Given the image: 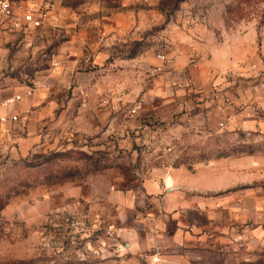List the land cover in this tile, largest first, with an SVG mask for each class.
Returning <instances> with one entry per match:
<instances>
[{
	"label": "rangeland",
	"instance_id": "374dc122",
	"mask_svg": "<svg viewBox=\"0 0 264 264\" xmlns=\"http://www.w3.org/2000/svg\"><path fill=\"white\" fill-rule=\"evenodd\" d=\"M13 1H49L59 21L30 32L0 24V98L51 96L48 130L98 132L55 133L26 150V123L0 116V264H204L198 244L190 253L152 241L132 249L122 229L134 222L122 221L116 196L158 166L228 159L264 197V0ZM94 38L109 52L99 73H113L114 84L96 91L95 123L88 111L79 115L81 103L63 102L94 93L89 80L79 85L72 69L56 75L60 63L89 70ZM202 62L204 86L230 90V105L224 99L217 112L187 104L200 88L173 90L200 81ZM229 113L255 123H233ZM181 217L204 224L202 214Z\"/></svg>",
	"mask_w": 264,
	"mask_h": 264
},
{
	"label": "crops",
	"instance_id": "0c3cea01",
	"mask_svg": "<svg viewBox=\"0 0 264 264\" xmlns=\"http://www.w3.org/2000/svg\"><path fill=\"white\" fill-rule=\"evenodd\" d=\"M93 35L97 38L95 34ZM92 40L90 50L93 52V62L89 70L82 69L84 65L79 61L60 63L56 75L60 71L63 74L65 70L72 69L76 72L75 82L79 85L85 82L83 80H89L90 85L94 87V93L89 96H67L62 100L68 104L74 101L81 103L78 106L79 115L88 111V115L93 116L91 121L95 123L96 103L100 97L96 91L100 87L105 88V91L108 87L112 89L114 84L113 73H99L107 68L105 60L109 52L107 49L101 50L95 38ZM79 51V55H82L81 47ZM196 66L200 81L193 83L192 86L187 81L182 83L180 81L179 84H174L173 90L176 91L184 85L189 89L200 88L199 99L197 101L190 99L186 102L188 105L197 104L201 110L210 105L213 107L218 105L223 109L224 99L230 105V90L218 91V82L213 84L209 82L204 86L206 83L204 79L210 72L204 71V62L197 63ZM25 96L26 94L17 104L5 108V111L0 108V116L3 113L9 116L18 114L20 119L18 121L26 123L27 135L22 141L26 150L36 143L42 144V139L48 138L51 134L96 135L98 132V130H48L46 120L54 106H45L43 103L52 97L40 94ZM218 106L212 107V111L217 112ZM69 109L70 106H64L61 116L67 114ZM229 114L226 117L233 123H241L243 120L247 125L255 123L251 118H243L240 113ZM59 119L54 125L61 122V118ZM193 167L194 169H191L186 165L173 164L155 167L144 175L141 185L116 196L121 199L124 208L122 221L134 222V226L122 229V232L125 231L133 239L131 248L141 250L152 241L159 250L168 246L176 248L183 246L190 253L198 244L204 252V264H264L261 257L264 250V197L260 200L258 190L255 188L257 183L250 181L246 183L244 180L245 183L242 182L239 161L215 159ZM168 177L171 178V183H168ZM144 210L146 213L140 214ZM149 210H153L154 214L147 213ZM185 213L202 214L204 224L196 223L193 218L184 220L181 215ZM147 235L149 242L146 240ZM199 257L202 258L203 254L201 253Z\"/></svg>",
	"mask_w": 264,
	"mask_h": 264
},
{
	"label": "built area",
	"instance_id": "2783aa9c",
	"mask_svg": "<svg viewBox=\"0 0 264 264\" xmlns=\"http://www.w3.org/2000/svg\"><path fill=\"white\" fill-rule=\"evenodd\" d=\"M0 24L4 27L17 31L30 32L50 20L59 21L57 12L53 9V4L49 1H33L27 4H17L13 0H0ZM162 61L166 55L160 53L158 56ZM23 97L22 93H17L0 98V108H9L17 104ZM2 121H17L18 114L4 115Z\"/></svg>",
	"mask_w": 264,
	"mask_h": 264
},
{
	"label": "bare ground",
	"instance_id": "6f19581e",
	"mask_svg": "<svg viewBox=\"0 0 264 264\" xmlns=\"http://www.w3.org/2000/svg\"><path fill=\"white\" fill-rule=\"evenodd\" d=\"M168 183H171V178L170 177H168Z\"/></svg>",
	"mask_w": 264,
	"mask_h": 264
}]
</instances>
